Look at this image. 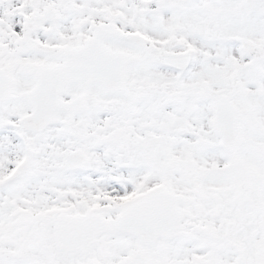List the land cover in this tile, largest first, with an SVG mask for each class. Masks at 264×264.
Instances as JSON below:
<instances>
[{
    "label": "snow or ice",
    "instance_id": "1",
    "mask_svg": "<svg viewBox=\"0 0 264 264\" xmlns=\"http://www.w3.org/2000/svg\"><path fill=\"white\" fill-rule=\"evenodd\" d=\"M0 264H264V0H0Z\"/></svg>",
    "mask_w": 264,
    "mask_h": 264
}]
</instances>
